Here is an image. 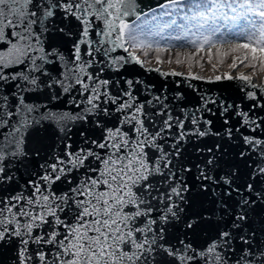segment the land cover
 <instances>
[{
	"label": "snow or ice",
	"instance_id": "1",
	"mask_svg": "<svg viewBox=\"0 0 264 264\" xmlns=\"http://www.w3.org/2000/svg\"><path fill=\"white\" fill-rule=\"evenodd\" d=\"M0 264H264V0H0Z\"/></svg>",
	"mask_w": 264,
	"mask_h": 264
}]
</instances>
